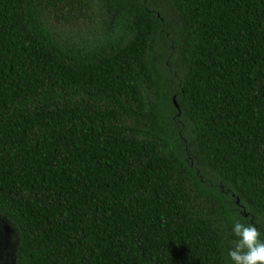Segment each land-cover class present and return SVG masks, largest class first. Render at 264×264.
Returning <instances> with one entry per match:
<instances>
[{
  "label": "trees",
  "instance_id": "obj_1",
  "mask_svg": "<svg viewBox=\"0 0 264 264\" xmlns=\"http://www.w3.org/2000/svg\"><path fill=\"white\" fill-rule=\"evenodd\" d=\"M234 219L264 233V0H0V264H231Z\"/></svg>",
  "mask_w": 264,
  "mask_h": 264
},
{
  "label": "clouds",
  "instance_id": "obj_2",
  "mask_svg": "<svg viewBox=\"0 0 264 264\" xmlns=\"http://www.w3.org/2000/svg\"><path fill=\"white\" fill-rule=\"evenodd\" d=\"M231 231L236 237L228 256L231 264H264V233L255 224L234 219Z\"/></svg>",
  "mask_w": 264,
  "mask_h": 264
},
{
  "label": "water",
  "instance_id": "obj_3",
  "mask_svg": "<svg viewBox=\"0 0 264 264\" xmlns=\"http://www.w3.org/2000/svg\"><path fill=\"white\" fill-rule=\"evenodd\" d=\"M174 104H175L176 108L179 109V106H178V104H177L175 99H174Z\"/></svg>",
  "mask_w": 264,
  "mask_h": 264
},
{
  "label": "rangeland",
  "instance_id": "obj_4",
  "mask_svg": "<svg viewBox=\"0 0 264 264\" xmlns=\"http://www.w3.org/2000/svg\"><path fill=\"white\" fill-rule=\"evenodd\" d=\"M0 261H1V259H0Z\"/></svg>",
  "mask_w": 264,
  "mask_h": 264
}]
</instances>
